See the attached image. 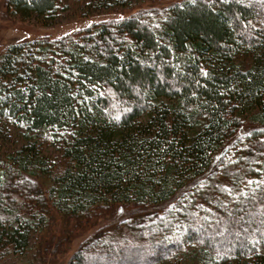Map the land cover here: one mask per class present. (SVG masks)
I'll list each match as a JSON object with an SVG mask.
<instances>
[{
    "label": "trees",
    "instance_id": "16d2710c",
    "mask_svg": "<svg viewBox=\"0 0 264 264\" xmlns=\"http://www.w3.org/2000/svg\"><path fill=\"white\" fill-rule=\"evenodd\" d=\"M57 2L4 7L50 26ZM102 215L62 264H264V0L138 7L3 50L0 264H53L60 226Z\"/></svg>",
    "mask_w": 264,
    "mask_h": 264
},
{
    "label": "rangeland",
    "instance_id": "374dc122",
    "mask_svg": "<svg viewBox=\"0 0 264 264\" xmlns=\"http://www.w3.org/2000/svg\"><path fill=\"white\" fill-rule=\"evenodd\" d=\"M95 1L58 0L54 19L55 23L50 26H43L37 23L35 19L20 20L17 17L8 16L4 7L5 0H0V54L12 43L29 41L41 36L56 38L98 21L126 16L134 12L138 7L161 9L181 0H125V5H112L108 8L94 9L92 6ZM12 137L14 138L10 139L11 142L15 141V133L12 134ZM55 146L49 147L45 153L53 162H57L59 159V151ZM234 150L235 148H232L230 152ZM113 218L115 216L107 217L106 215H102L99 218L91 219L83 226H71L68 234L65 226H60V233L59 226H51V228L59 233L56 237L66 238L65 240H54V244H59V248L62 251L64 250L65 253H63V257L62 255L61 257H55L56 261L53 264H62L63 259L65 261L68 258L82 239L94 231L99 224L102 225L103 221L108 220L111 222Z\"/></svg>",
    "mask_w": 264,
    "mask_h": 264
},
{
    "label": "snow or ice",
    "instance_id": "6c2138e0",
    "mask_svg": "<svg viewBox=\"0 0 264 264\" xmlns=\"http://www.w3.org/2000/svg\"><path fill=\"white\" fill-rule=\"evenodd\" d=\"M202 71V73H203V69L201 70ZM206 74V73H205ZM117 119H118V117H117ZM121 211H122V209H121Z\"/></svg>",
    "mask_w": 264,
    "mask_h": 264
}]
</instances>
